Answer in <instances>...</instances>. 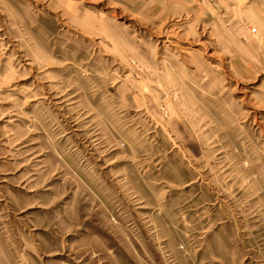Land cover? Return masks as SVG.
Instances as JSON below:
<instances>
[{"label":"rangeland","instance_id":"rangeland-1","mask_svg":"<svg viewBox=\"0 0 264 264\" xmlns=\"http://www.w3.org/2000/svg\"><path fill=\"white\" fill-rule=\"evenodd\" d=\"M0 264H264V0H0Z\"/></svg>","mask_w":264,"mask_h":264}]
</instances>
